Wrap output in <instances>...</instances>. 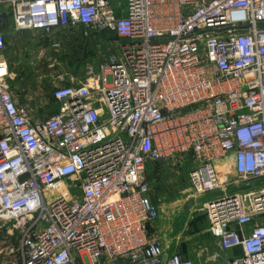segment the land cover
Instances as JSON below:
<instances>
[{
    "label": "built area",
    "instance_id": "built-area-1",
    "mask_svg": "<svg viewBox=\"0 0 264 264\" xmlns=\"http://www.w3.org/2000/svg\"><path fill=\"white\" fill-rule=\"evenodd\" d=\"M0 5L16 32L117 40L39 113L10 89L0 31V264H194L150 232L149 161L188 162L195 204L213 193L199 204L225 264H264V0Z\"/></svg>",
    "mask_w": 264,
    "mask_h": 264
},
{
    "label": "rangeland",
    "instance_id": "rangeland-1",
    "mask_svg": "<svg viewBox=\"0 0 264 264\" xmlns=\"http://www.w3.org/2000/svg\"><path fill=\"white\" fill-rule=\"evenodd\" d=\"M0 12L7 14L8 11L0 5ZM10 20H6L4 30L7 49L5 56L15 75L10 89L15 93L23 89V93L30 94L33 101L28 107H39V113L55 109L53 101L43 105L40 101L46 100V93L53 88L54 81L58 86L66 83V79L60 82L56 80L57 77L81 75L87 61L108 54L112 44L117 41L111 32L83 35L59 29L53 37L34 30L15 32ZM53 41L59 42V51L50 46ZM189 165L186 161H149L143 171L150 187L151 200L159 210L154 222L156 228L150 232L163 241L166 254H180L184 250L197 252L204 248L213 251L217 248V241L215 243L211 239L218 238L212 234L206 214L199 204L211 199L213 193L201 196L199 203L195 204L196 198L189 190ZM8 229V225L0 222V247L8 241Z\"/></svg>",
    "mask_w": 264,
    "mask_h": 264
},
{
    "label": "crops",
    "instance_id": "crops-1",
    "mask_svg": "<svg viewBox=\"0 0 264 264\" xmlns=\"http://www.w3.org/2000/svg\"><path fill=\"white\" fill-rule=\"evenodd\" d=\"M7 19H10V18H6L4 20V24H0V31L2 33H4L5 23H6ZM13 93L17 97H19V99H20V101L22 103L25 104V102H26L25 96L29 95L28 93H23V89L19 93L18 92H16V93L13 92ZM233 175H234V173H233ZM211 241H214L215 243L217 241V248H215L213 251H210V250L207 251L206 248L201 249V250H199L197 252L184 250V251H181L180 255H182L183 257L192 259L194 261V264H225V262L227 261L228 257H230V255L232 254L231 251L230 252L222 251L220 249V247H219L218 240H216L215 238L211 239ZM213 257H217V259L214 260Z\"/></svg>",
    "mask_w": 264,
    "mask_h": 264
},
{
    "label": "water",
    "instance_id": "water-1",
    "mask_svg": "<svg viewBox=\"0 0 264 264\" xmlns=\"http://www.w3.org/2000/svg\"><path fill=\"white\" fill-rule=\"evenodd\" d=\"M4 18V16H2L1 14H0V20H2Z\"/></svg>",
    "mask_w": 264,
    "mask_h": 264
},
{
    "label": "trees",
    "instance_id": "trees-1",
    "mask_svg": "<svg viewBox=\"0 0 264 264\" xmlns=\"http://www.w3.org/2000/svg\"><path fill=\"white\" fill-rule=\"evenodd\" d=\"M105 33V32H104Z\"/></svg>",
    "mask_w": 264,
    "mask_h": 264
}]
</instances>
